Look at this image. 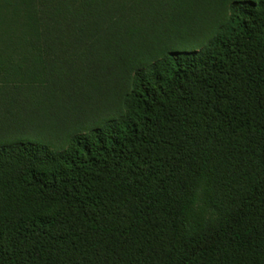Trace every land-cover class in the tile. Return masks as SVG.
I'll return each mask as SVG.
<instances>
[{
    "label": "trees",
    "instance_id": "obj_1",
    "mask_svg": "<svg viewBox=\"0 0 264 264\" xmlns=\"http://www.w3.org/2000/svg\"><path fill=\"white\" fill-rule=\"evenodd\" d=\"M0 264H264V0H0Z\"/></svg>",
    "mask_w": 264,
    "mask_h": 264
}]
</instances>
